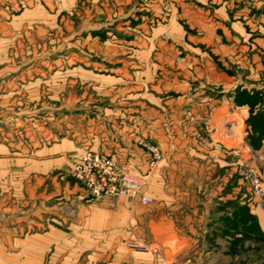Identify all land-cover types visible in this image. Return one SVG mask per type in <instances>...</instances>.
Instances as JSON below:
<instances>
[{
  "label": "rangeland",
  "instance_id": "obj_1",
  "mask_svg": "<svg viewBox=\"0 0 264 264\" xmlns=\"http://www.w3.org/2000/svg\"><path fill=\"white\" fill-rule=\"evenodd\" d=\"M134 2L115 8L111 0H79L66 10L60 0H38L42 23L19 39L0 36L1 49H9L0 82L21 71L26 87L0 104V162L12 161L5 186L0 182L4 264L158 258L148 226L164 218L193 243L217 236L218 251L207 244L181 255L191 263L222 258L230 241L234 264H264V128L255 124L260 113L264 119V51L254 36L244 61L215 54L211 41L169 40V1ZM224 76L234 78L229 88ZM94 147L116 165H130L151 203L90 199L72 167ZM154 149L160 156L153 161ZM75 184L85 191L81 199ZM221 227L229 233L212 234Z\"/></svg>",
  "mask_w": 264,
  "mask_h": 264
},
{
  "label": "crops",
  "instance_id": "obj_2",
  "mask_svg": "<svg viewBox=\"0 0 264 264\" xmlns=\"http://www.w3.org/2000/svg\"><path fill=\"white\" fill-rule=\"evenodd\" d=\"M29 0H0V36L5 34H11L15 36V39H19L20 37H24V34L27 33V26H36L42 23L41 17H37V2L38 0H32L31 8L25 9V4ZM31 1V0H30ZM76 1L79 0H60L61 4H64V8L70 9L73 8ZM171 5V15L165 21V36L169 40H178L180 41H211L212 46L215 49V54L220 56H227V57H236L241 56L240 59L244 61L246 57L245 51H249V47L252 45L251 37H257L256 40L253 42L256 43L259 50L264 51V0H168ZM104 2H108V0H102V4ZM112 5L115 8H119L122 6H130L134 4V0H111ZM19 5H22L18 8ZM104 5V4H103ZM153 10L158 13L159 7L157 5V1L152 3ZM106 7V6H105ZM21 9L20 11H18ZM8 11V13H7ZM11 11H15L17 13L13 14L12 16H7ZM27 12H31L30 15L26 14ZM256 17V19H254ZM252 26L254 29L252 30ZM253 31V35L252 32ZM255 31V32H254ZM0 37V41L4 38ZM168 41V40H167ZM227 42L229 46L228 49H224V46H221V43ZM2 46V45H1ZM0 46V63L3 57L7 54L8 50L1 49ZM213 49V50H214ZM3 61V60H2ZM7 68L11 69L10 67H4L2 70L3 72L7 70ZM217 73V72H216ZM16 74V73H15ZM21 71L18 72V79L13 76V80H7L0 82V104L2 107H6L9 100L14 97L15 94L21 95L22 92H26L25 85L21 83L20 80ZM215 74V71H214ZM226 84L229 85L233 82L234 78L229 76L222 77ZM17 79V80H16ZM23 87V88H22ZM231 87V86H230ZM4 88V89H2ZM8 88V89H6ZM18 96V99L20 97ZM5 118V116L3 117ZM4 120V124H8V121ZM5 127L2 126L1 133L5 134L4 130ZM10 131V130H9ZM133 136V135H132ZM131 137V136H130ZM94 147L93 149L89 150L92 152H97ZM116 151V150H114ZM86 152V151H84ZM81 152V153H84ZM102 152V148H101ZM117 152V151H116ZM117 154V155H116ZM113 158L119 157V153H116ZM145 158V157H143ZM170 159H168L169 161ZM145 159H142L141 162L144 163ZM11 160H4L0 162V166H3L2 171H0V182L3 181V185L5 186V175L7 172V168H9ZM139 162V161H138ZM141 162H139L141 164ZM14 164H21L20 159L15 160ZM165 164V162H163ZM169 172V171H167ZM156 175H154L153 179L156 180ZM165 183V182H164ZM164 185L169 186V183H165ZM5 191V190H3ZM2 191V192H3ZM74 191L79 199L85 196V191L81 186L74 185ZM168 194H164L161 197V203L165 202L168 199ZM5 199L3 198L2 201ZM159 204V205H160ZM151 220L148 228L149 234L152 236L154 240V244L159 247L161 251L158 254V258L151 257H136L132 258L130 256L129 260L120 261V264H125L124 262H131V264H172L173 258H178L182 254H186L188 250L192 248H197L201 245V241L197 239L194 243L188 241L183 236L182 231L176 230L173 226V223L168 220V218H164V220ZM259 222V229L264 233V215L259 214L258 216ZM120 224V222H119ZM224 233L227 234L228 229L224 230V227L220 229H214L213 233ZM216 237L211 236V239L206 243L209 247L219 249L220 245L219 241H216ZM201 245V246H206ZM194 246V247H193ZM227 247V252L225 254L227 257H212L210 260L204 259V257L196 256L193 258V262L189 260V258L179 259L181 264H203L206 261H209V264H234V258H228V255L231 253L230 246L231 242H225ZM138 248V247H136ZM199 248V247H198ZM141 249V248H138ZM1 250V249H0ZM155 253V251H153ZM145 253V252H144ZM221 253V254H222ZM178 254V255H177ZM218 255V253H216ZM228 254V255H227ZM145 255H148L145 253ZM197 255V252L195 253ZM199 255V254H198ZM231 255V254H230ZM234 257V256H233ZM10 262L9 260H7ZM117 262V260H116ZM203 262V263H202ZM0 264H4L3 259L0 258ZM24 264H27V260L24 259ZM118 264V263H117Z\"/></svg>",
  "mask_w": 264,
  "mask_h": 264
},
{
  "label": "built area",
  "instance_id": "obj_3",
  "mask_svg": "<svg viewBox=\"0 0 264 264\" xmlns=\"http://www.w3.org/2000/svg\"><path fill=\"white\" fill-rule=\"evenodd\" d=\"M152 154L153 161L159 159L155 149ZM72 177L83 186L90 199L139 197L142 204L151 203L150 197L141 195L144 184L130 165L120 167L112 158L98 152L82 153L73 164ZM253 185L256 193H260L259 185Z\"/></svg>",
  "mask_w": 264,
  "mask_h": 264
},
{
  "label": "trees",
  "instance_id": "obj_4",
  "mask_svg": "<svg viewBox=\"0 0 264 264\" xmlns=\"http://www.w3.org/2000/svg\"><path fill=\"white\" fill-rule=\"evenodd\" d=\"M263 123V124H262ZM255 124L257 127L264 128V119L262 116V113H260L256 118H255ZM259 140H264V137L260 136Z\"/></svg>",
  "mask_w": 264,
  "mask_h": 264
}]
</instances>
